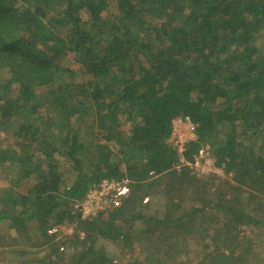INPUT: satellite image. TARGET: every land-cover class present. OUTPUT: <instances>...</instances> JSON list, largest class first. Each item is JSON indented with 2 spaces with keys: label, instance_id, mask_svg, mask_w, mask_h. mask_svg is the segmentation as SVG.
Instances as JSON below:
<instances>
[{
  "label": "trees",
  "instance_id": "obj_1",
  "mask_svg": "<svg viewBox=\"0 0 264 264\" xmlns=\"http://www.w3.org/2000/svg\"><path fill=\"white\" fill-rule=\"evenodd\" d=\"M179 116L185 157L207 145L223 174L177 171ZM123 178L117 205L75 208ZM263 233L264 0H0L8 264H264Z\"/></svg>",
  "mask_w": 264,
  "mask_h": 264
},
{
  "label": "built area",
  "instance_id": "obj_2",
  "mask_svg": "<svg viewBox=\"0 0 264 264\" xmlns=\"http://www.w3.org/2000/svg\"><path fill=\"white\" fill-rule=\"evenodd\" d=\"M196 125L189 117L179 116L172 120L171 135L169 140L173 142L178 151L177 171L187 167L190 173L195 175H206L208 173H219L220 168L215 164L214 157L209 153L208 146L199 147L193 154L191 160L187 159L183 152L187 144L196 137ZM129 192V180L103 179L97 186L88 189L82 201L76 202L75 208L79 209L82 217L94 215L107 205L119 203L118 198L124 197Z\"/></svg>",
  "mask_w": 264,
  "mask_h": 264
},
{
  "label": "rangeland",
  "instance_id": "obj_3",
  "mask_svg": "<svg viewBox=\"0 0 264 264\" xmlns=\"http://www.w3.org/2000/svg\"><path fill=\"white\" fill-rule=\"evenodd\" d=\"M221 169V168H220ZM211 173H208V174H204V175H196L197 177H203V176H205V177H207L208 175H210ZM219 175H221V174H223V171H222V169L220 170V172L218 173ZM163 186V188H167L169 185L168 184H164V185H162ZM150 198V197H149ZM148 198L147 197H145V199H143V200H147ZM145 202V201H144ZM2 224V223H1ZM136 225H138L137 223H135ZM71 225H67V224H60V225H58V226H55L54 228H53V230H57L58 228H59V230H61L62 231V233H60V232H58V234H56V237L57 238H61L60 236H63L64 234H69L72 230H71ZM2 231H5V227H2ZM55 231H52L51 233H54ZM255 236H256V234H255ZM39 238V237H38ZM37 238V240H38V243H39V239ZM33 239H36V238H33ZM64 241V240H63ZM253 242L254 243H256V247H255V252H259V254H260V252L262 253V252H264V233H263V235L259 238V239H253ZM97 247H98V245L99 246H103L104 248H105V252L109 255V256H111V257H115L118 261L119 260H124V258H125V256L124 255H122V254H120V251H117V242H110V241H108V240H106V239H103V238H99L98 240H97ZM37 246V242H36V245H35V247ZM35 247H33L32 246V248H31V250H32V252L35 254L36 252H38V250H37V248H35ZM65 247V246H64ZM41 253V252H40ZM258 254V255H259ZM64 255H65V257H66V259H68V257H69V255H72L71 253H70V248L69 247H67V249H65V253H64ZM8 257V255H7V253H3V254H1L0 255V264H8V262H6L5 261V259ZM65 259V260H66ZM258 259H260V260H262L261 258H260V255H259V258ZM263 259H264V257H263Z\"/></svg>",
  "mask_w": 264,
  "mask_h": 264
}]
</instances>
